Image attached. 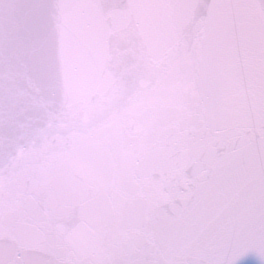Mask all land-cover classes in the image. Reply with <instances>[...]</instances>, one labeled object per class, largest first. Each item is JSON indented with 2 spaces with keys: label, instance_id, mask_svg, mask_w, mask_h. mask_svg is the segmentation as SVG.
<instances>
[{
  "label": "water",
  "instance_id": "water-1",
  "mask_svg": "<svg viewBox=\"0 0 264 264\" xmlns=\"http://www.w3.org/2000/svg\"><path fill=\"white\" fill-rule=\"evenodd\" d=\"M0 51V196L60 246L143 227L146 192L184 143L181 68L143 0H56Z\"/></svg>",
  "mask_w": 264,
  "mask_h": 264
},
{
  "label": "snow or ice",
  "instance_id": "snow-or-ice-1",
  "mask_svg": "<svg viewBox=\"0 0 264 264\" xmlns=\"http://www.w3.org/2000/svg\"><path fill=\"white\" fill-rule=\"evenodd\" d=\"M56 0H0V51ZM181 68L184 143L139 221L105 245L60 246L0 196V264H264V0H143Z\"/></svg>",
  "mask_w": 264,
  "mask_h": 264
}]
</instances>
